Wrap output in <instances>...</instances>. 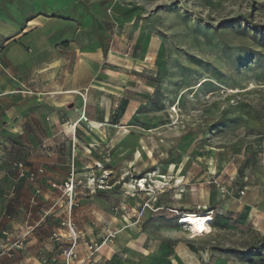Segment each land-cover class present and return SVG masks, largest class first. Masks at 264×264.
I'll return each mask as SVG.
<instances>
[{
    "label": "rangeland",
    "instance_id": "374dc122",
    "mask_svg": "<svg viewBox=\"0 0 264 264\" xmlns=\"http://www.w3.org/2000/svg\"><path fill=\"white\" fill-rule=\"evenodd\" d=\"M60 82L80 94L56 107ZM17 114L34 198L0 264H64V222L102 264H264V0H0Z\"/></svg>",
    "mask_w": 264,
    "mask_h": 264
},
{
    "label": "crops",
    "instance_id": "0c3cea01",
    "mask_svg": "<svg viewBox=\"0 0 264 264\" xmlns=\"http://www.w3.org/2000/svg\"><path fill=\"white\" fill-rule=\"evenodd\" d=\"M59 68L63 67L59 66ZM64 89L62 82L58 88H52L50 100L54 106L61 107L69 99L80 94V88L65 91ZM18 116L17 114L12 121L7 116H0V222L3 223L7 222L4 219L5 213L24 212L22 207L24 202H29L31 198H34L28 180L20 179L17 169L13 167V164L18 161V151L12 140L17 137L22 126V121ZM0 234H7V231H3V226L0 227ZM100 254L108 260L112 258L114 251L112 248L105 252L100 250Z\"/></svg>",
    "mask_w": 264,
    "mask_h": 264
},
{
    "label": "built area",
    "instance_id": "2783aa9c",
    "mask_svg": "<svg viewBox=\"0 0 264 264\" xmlns=\"http://www.w3.org/2000/svg\"><path fill=\"white\" fill-rule=\"evenodd\" d=\"M15 167L20 177H29L31 180L34 179V174L27 171L22 163H16ZM42 171V170H41ZM64 227H67V234L56 235V241L60 245L64 264H102L99 259L100 249L104 244L107 243H86L81 248L82 237L81 234L76 230L71 222H64ZM66 245L63 247L61 245Z\"/></svg>",
    "mask_w": 264,
    "mask_h": 264
},
{
    "label": "bare ground",
    "instance_id": "6f19581e",
    "mask_svg": "<svg viewBox=\"0 0 264 264\" xmlns=\"http://www.w3.org/2000/svg\"><path fill=\"white\" fill-rule=\"evenodd\" d=\"M212 217L210 215L201 216L197 214H187L182 219V224H187L191 231L196 234H204L208 232V228Z\"/></svg>",
    "mask_w": 264,
    "mask_h": 264
},
{
    "label": "trees",
    "instance_id": "16d2710c",
    "mask_svg": "<svg viewBox=\"0 0 264 264\" xmlns=\"http://www.w3.org/2000/svg\"><path fill=\"white\" fill-rule=\"evenodd\" d=\"M213 222V219L211 220V222H210V224ZM263 247H264V243H263V245H262ZM257 256H261V253H258V255Z\"/></svg>",
    "mask_w": 264,
    "mask_h": 264
}]
</instances>
